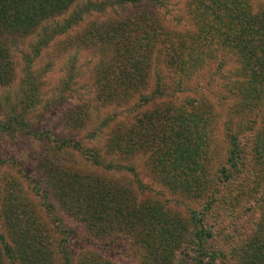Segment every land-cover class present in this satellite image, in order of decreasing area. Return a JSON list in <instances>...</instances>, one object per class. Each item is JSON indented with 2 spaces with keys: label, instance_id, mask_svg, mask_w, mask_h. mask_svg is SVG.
Instances as JSON below:
<instances>
[{
  "label": "rangeland",
  "instance_id": "374dc122",
  "mask_svg": "<svg viewBox=\"0 0 264 264\" xmlns=\"http://www.w3.org/2000/svg\"><path fill=\"white\" fill-rule=\"evenodd\" d=\"M202 1L72 0L29 33L17 37L3 32L0 235L4 243L15 248L12 220L21 223L27 245L41 251V264H147L154 262L153 249L161 252L157 234L155 242L140 245L117 227L104 235L96 231L94 222L85 227L59 204L52 172L57 178L79 180L89 187L87 191L116 187L134 205L155 204L159 222L172 233L175 251L168 254L166 264H248L246 256L264 243V173L257 171L259 160L252 153L260 132L258 117L251 129L239 128L235 133L239 144L247 147L242 167L226 179L220 173L229 149L224 122L234 104L229 83L234 56L222 49L214 51L190 80H182L181 92H174L182 75L155 59L156 43L151 63L140 70L145 74L143 85L121 82L132 59H122V39L117 35L124 33L114 26L151 15L154 26L161 29L162 42L197 46L204 24ZM248 5L252 11L261 10L264 0H249ZM107 26L116 32L112 39L103 36ZM123 65L126 68L119 74ZM157 84L168 95L146 104L143 98ZM189 98L200 101L208 116L196 153L179 146L170 154L157 155V163H152L156 160L150 146L136 152L111 148L116 137L131 135L146 112ZM142 132L138 139L147 142ZM9 207L10 214L4 217ZM179 225L183 231H178ZM201 226L209 237L198 250L194 234ZM2 247L0 242L1 255ZM2 264L16 262L2 256Z\"/></svg>",
  "mask_w": 264,
  "mask_h": 264
},
{
  "label": "trees",
  "instance_id": "16d2710c",
  "mask_svg": "<svg viewBox=\"0 0 264 264\" xmlns=\"http://www.w3.org/2000/svg\"><path fill=\"white\" fill-rule=\"evenodd\" d=\"M71 1L0 0V40L3 32L11 33L17 37L29 33L42 20L65 10ZM136 1L138 0H122V2L132 3ZM248 1H202V10H204L203 13L200 11L204 22L202 36L200 42H197V46L188 48L178 42H162L159 39L162 35L161 29L157 25L154 26L151 15H139L138 19L125 20L118 26H114L117 31L124 33L120 36H118L119 33L117 35V38L122 39V59H132L130 62L126 61L128 62L127 69L123 65L119 70V74H121V71L125 69L121 77V82L125 86L131 87V84H135L140 87L143 85L145 74L140 70L148 67L151 63L150 53L156 43L159 47L155 51V59L157 57L158 61L171 68L174 73L182 75L175 84L174 92H181L182 80H188L191 74L198 69V65L209 59L214 51L222 49L228 55L234 56L235 65L230 72L229 81L231 101H234V104L230 105L232 110L224 122V132L229 139V149L225 167L220 170L224 179L230 172L242 167L247 150V147L239 144V141L236 140L235 133L239 131V128L241 130L251 129L257 119L260 124V132L254 138L252 153L253 157L259 160L257 171L264 173V8L252 11ZM96 7L100 9V6ZM111 26H107V31L103 35L107 39H112L116 33ZM110 32L112 35L108 37L107 33ZM134 34H136L135 37H132ZM195 39H199V36ZM192 41L190 40V42ZM193 50L197 53L193 54ZM137 58L140 59L139 63L133 62ZM2 73L3 71L0 72V75ZM167 95L166 90L157 84L150 96L144 97L143 100L146 104L158 102L162 98L165 99ZM201 105L200 101L189 98L178 105L166 104L160 109L146 112L137 120L135 127H132L131 135L128 133L122 138L116 137L111 143V148L118 151L129 149L131 152H136L141 147L150 146L151 155L156 160H151L152 163H157V155L170 154L180 149L179 146L196 153L198 151L197 141H199V136L204 134L205 121L208 119L207 112ZM250 115L251 117L246 118ZM244 116V123L239 122ZM256 117L258 118L256 119ZM165 125H168V128H165ZM142 131H144L147 142L138 139V137H142ZM183 143L186 147H182ZM91 157L96 162V156L92 155ZM196 165L193 162L191 166L195 167ZM50 176L53 177L55 190L57 189L55 196L61 207L67 213L70 212L79 217L85 227H89L94 222L96 231L102 235L108 233L109 228L114 230L117 227L118 231L132 235L133 240L140 245H145V241L155 242L153 235L157 234L160 238L157 251L161 250V252L156 253V249H153L154 262L147 264H166L168 254L175 251L172 246V233L167 230L164 223L159 222V220L161 221L160 210L155 204L134 205L133 199L116 187L108 189V186H101L100 189L91 192L87 191L89 187L86 184L80 183L75 178L64 180L60 176L57 178L52 172ZM7 211L4 213V217H8L11 208L9 207ZM93 216L94 218H92ZM7 219L9 221L10 218ZM114 222H116L115 226ZM9 223L11 225V242L16 245L14 248L10 244L4 243L3 236L0 235V242L3 245L0 264H2V256L9 262L11 260V263L41 264L38 259L41 251L38 249L34 251L30 245H27L25 233L21 230V223L12 222V220ZM177 229L183 231V225H179ZM197 231L199 233L195 232L194 234L197 237V245L194 249L200 250L202 243L209 237V232L202 226ZM148 250L150 249L148 248ZM23 251L24 253H22ZM179 253L181 252H175L171 258ZM200 256L205 258L203 252ZM246 258L248 264H264V243L252 249Z\"/></svg>",
  "mask_w": 264,
  "mask_h": 264
}]
</instances>
